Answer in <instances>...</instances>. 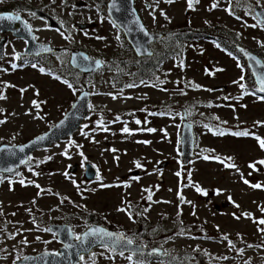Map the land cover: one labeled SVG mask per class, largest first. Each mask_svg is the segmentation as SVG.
<instances>
[{
  "label": "rangeland",
  "instance_id": "rangeland-1",
  "mask_svg": "<svg viewBox=\"0 0 264 264\" xmlns=\"http://www.w3.org/2000/svg\"><path fill=\"white\" fill-rule=\"evenodd\" d=\"M108 1L0 0V10L43 7L63 24L60 30L50 28L44 18L20 11L38 41L63 48L28 62L17 57L25 41L6 34L0 144L24 143L49 129L84 85L91 94V113L81 127L33 153L31 162L44 166L0 173V198L22 204L13 216L14 227L24 229L17 239L33 241L26 249L36 252L57 245L51 223L69 220L79 234L88 213L138 229L136 217L169 257L135 262L127 253L99 249L97 264H198L197 252L208 264H264V224L259 223L264 219V164L259 163L264 148L257 140L264 139V95L249 84L247 64L233 51L241 44L264 54V24L253 13L256 4L264 8V0H193L191 9L188 0H135L149 30L194 35L182 45L172 36L153 43L150 60L135 55L109 18ZM85 23L91 26L77 27ZM228 37L226 47L222 41ZM76 49L101 57L104 66L83 77L69 64ZM148 62L153 80H141L137 70ZM184 113L196 143L187 165L180 154ZM87 161L98 169L92 181L83 176ZM75 163L78 168L70 172ZM133 170L140 173L131 175ZM7 260L0 264H10Z\"/></svg>",
  "mask_w": 264,
  "mask_h": 264
},
{
  "label": "water",
  "instance_id": "water-1",
  "mask_svg": "<svg viewBox=\"0 0 264 264\" xmlns=\"http://www.w3.org/2000/svg\"><path fill=\"white\" fill-rule=\"evenodd\" d=\"M82 2H77L80 6ZM38 18L46 19L50 28L60 30L62 25L50 13L37 7L30 10ZM106 12L111 21L122 31L124 37L132 47L135 55L139 58H149L153 56L154 50L152 44L164 37H169L172 32H154L144 23L136 6L135 0H109L107 2ZM255 17L264 24V8L256 4L253 7ZM0 15L19 16V20H0V61L5 56L4 46L8 39L6 34H10L14 38H20L25 41L24 49L17 54L22 56H39L54 52L62 51V47L54 46L50 43L40 42L36 39L31 25L26 22L23 16L12 10H0ZM91 24H77L80 29L88 28ZM147 33V35L145 34ZM236 50L244 58L250 74L253 78L258 90L264 87V59L254 50L243 46L236 45ZM87 58V59H85ZM69 64L82 74H91L104 66V62L100 57H92L89 53L82 49L72 50L69 55ZM261 92V91H260ZM264 95V92H261ZM87 94V95H85ZM90 90L87 85L79 92L76 99L65 112L49 129L43 133L34 136L24 143L0 144V172L12 173L22 165L26 164L32 154L43 148H47L54 143L73 135L84 123L91 113L90 108ZM195 135L193 124L188 120L187 114H183V122L180 132V154L183 165H187L195 151ZM167 162H162L160 167H165ZM78 168V163L73 164L69 171L74 172ZM139 170H133L131 175H138ZM98 169L96 166L87 161L83 163L84 179L92 181L96 179ZM162 177H158V181H162ZM209 198H206L208 201ZM181 202V197L178 198ZM222 205L229 206V202ZM51 231L56 232L57 238L62 246L55 252L41 251L35 254H29L17 261L18 264H76L82 255H88L92 249L99 246H110L118 251H127L135 254L138 253H154L160 256L165 254L160 247H146L140 244L128 243V240L122 233L110 230L100 224H92L88 226L80 235L79 239L74 237L72 228L67 223H51L49 225ZM93 232L96 234L93 235ZM104 233H112L108 236ZM198 262L206 264L204 257L199 255Z\"/></svg>",
  "mask_w": 264,
  "mask_h": 264
},
{
  "label": "flooded vegetation",
  "instance_id": "flooded-vegetation-1",
  "mask_svg": "<svg viewBox=\"0 0 264 264\" xmlns=\"http://www.w3.org/2000/svg\"><path fill=\"white\" fill-rule=\"evenodd\" d=\"M78 2H81V1H78ZM148 6L149 5L147 4L146 7H148ZM33 7H36V6H25L24 8H22V10H18V11H15V12L20 13V11H25V10H27L28 12H31L30 10ZM37 8H41V9L45 10L43 7H37ZM12 11H14V10H12ZM46 12H48V11H46ZM48 13H50V12H48ZM54 17L59 21V19L56 16H54ZM23 18H24V20L26 22H29V20L27 18H25L24 16H23ZM60 24L63 27V24L61 22H60ZM31 27H32V25H31ZM32 30H33V28H32ZM170 36L173 37V33ZM39 56H42V55H39ZM39 56H22V57H18L17 56V57L22 62L25 61V60L28 62V61H30V59L31 60L34 59L32 57H39ZM103 62H104V60H103ZM31 159H32V156L29 158V160H28V162L26 164L22 165L19 168H22L23 166H29V163L31 162ZM18 169H16L12 173L14 174ZM12 173H2V174H12ZM6 188L11 190V189L14 188V186H7ZM3 190L5 191V188H3ZM208 198H209V200L207 202H210L211 199H210V197H208ZM223 203H225V202H223ZM14 205H16V206L12 207ZM19 205L22 206V204H17V202L10 201V199L0 198V260L4 261L5 259H8L7 261H10L9 262L10 264H18L17 261L21 260L23 257H25L26 255H29V254H35V253H38V252H41V251L55 252L62 246V244L60 243V241L57 238L56 232L52 231V232H54L56 234V238H57V245L55 247H53V248L50 247V248H47V249L43 248V249H41L39 251H36V252H34V251L28 252L29 250H27L26 247L32 245L33 241H30V240H27V239L26 240L23 239L22 241H19L17 239L18 235H19V233H23L24 229H20V228H15L14 227L15 222H14L13 216L17 213L16 209H18ZM213 205L215 206V208L217 210L219 209V205L217 203H213ZM222 206L226 207L224 205H222ZM229 206L232 207L233 204L230 203ZM229 206H227V207H229ZM10 207H12V208H10ZM27 214H30V213H27ZM137 219L135 217V219H133V220L137 224H139V228L138 229L127 228V227H125V226H123L121 224H117L115 222H110L102 214H98L97 215L95 213H88L86 218H85V223H86L87 227L92 225V224H100V225H102L104 227L109 228L110 230L122 233L125 236V238L128 241H131V243H133V244H140V245L146 246V247H155V246H157V243L154 241V239L151 238V237H148V235L145 233V230L140 228V227H142L143 222L139 221ZM69 222H70L69 220H64V221H62L60 223L69 224L70 227L72 228L74 237L76 239H77V237H80L81 233L87 228L86 227L79 234H76L74 232V230H73L71 222L70 223ZM195 226H196V224H195ZM199 231L201 233H203L205 231L203 226H202V228L199 229ZM190 234H192V233H190ZM157 247H160V246H157ZM160 248H162V247H160ZM99 249L107 250L111 254L127 253L128 256L131 257L133 259V261H135V262H137V261L139 262L141 260H146L147 258L169 257L168 251L164 250L163 248L162 249L164 250L165 254L163 256H160V255H157V254H154V253H138V254H135V253H132V252H127V251H118V250L113 249L110 246H103L102 245V246H99V247H96V248L92 249L91 252L88 255H82L80 257V260L76 264H84L86 262L88 264H97V260L94 257L95 256L94 253H95L96 250H99ZM199 255L203 256L204 257V262L206 264H208V262L206 260V256L203 253H201V252H197L196 255H195L196 259H197V263L201 264V263L198 262V256Z\"/></svg>",
  "mask_w": 264,
  "mask_h": 264
},
{
  "label": "trees",
  "instance_id": "trees-1",
  "mask_svg": "<svg viewBox=\"0 0 264 264\" xmlns=\"http://www.w3.org/2000/svg\"><path fill=\"white\" fill-rule=\"evenodd\" d=\"M243 1L244 0H238V3H243ZM14 10V9H11V8H3V9H1V10ZM14 11H16V10H14ZM194 35L192 34V33H188V34H179L178 32L177 33H173V37H175L176 39H177V41L179 42V44H181L182 45V42L183 41H186V40H190V39H192V37H193ZM228 40H227V43H226V41H222V44L223 45H225L226 47H228L229 46V44H228V41H229V37L227 38ZM216 42L218 43V44H221L218 40H216ZM225 47V48H226ZM226 49H228V48H226ZM253 50V49H252ZM233 51L234 52H236V54L243 60V62H244V64H245V66H246V63H245V60H244V58L242 57V55L234 48L233 49ZM254 51L256 52V53H258L262 58H264V54L261 52V51H259V50H255L254 49ZM152 57V56H151ZM151 58H149V60H150ZM151 66V63L150 62H148V63H146V64H141L140 65V67H139V70H137V73H136V75L139 77V79H141V80H143V79H146L147 81H151V80H153V78L151 77V71H149L148 70V68ZM246 69H247V79H248V82H249V84L253 87V89L254 90H256L257 92H258V89H257V86L255 85V83H254V81H253V78H252V76H251V74H250V71L248 70V68H247V66H246ZM83 77H85V74H83ZM67 82H69L68 80H66ZM70 84H73V86H75V83H74V81H72V83L71 82H69ZM48 161V160H47ZM45 164H46V162H45ZM45 164H38L37 163V161H33V163L32 162H30L29 163V165H32V167H33V165L35 166V169H38V168H40V167H42V166H44Z\"/></svg>",
  "mask_w": 264,
  "mask_h": 264
},
{
  "label": "snow or ice",
  "instance_id": "snow-or-ice-1",
  "mask_svg": "<svg viewBox=\"0 0 264 264\" xmlns=\"http://www.w3.org/2000/svg\"><path fill=\"white\" fill-rule=\"evenodd\" d=\"M168 2H173V0H168ZM192 6H193V0H188V7L191 9ZM213 7H215V5H213ZM228 11L231 13V11H232L231 8H229ZM19 19H20L19 16H13V15L4 16V15H0V20H19ZM254 26H255V25H254ZM145 34L147 35V33H145ZM117 38H118V37H117ZM85 59H87V58H85ZM14 67H15V66H14ZM33 67H35V65H33ZM41 71H44V70L41 69ZM241 80H243V77H241ZM64 83L67 84V81H64ZM237 83H238V82H237ZM262 83H264V81H262ZM68 86H69V87H72V85H70V84H69ZM132 86H134V85H129V87H132ZM240 86L243 87V84H241ZM196 87H199V86L196 85ZM260 91H261V92H264V87H262V88L260 89ZM85 95H87V94H85ZM113 98H115V97H113ZM261 99H264V96H262ZM34 103H35V102H34ZM136 123L139 124L140 121L137 120ZM123 131H124V132H128L129 129H128L127 127H125V128L123 129ZM148 131H155V129H148ZM219 134H220V135H223L222 132L219 133ZM233 134H234V135H237V136H247V135H249L248 132H236V133H233ZM257 140L259 141V146H260L261 148H264V139H261V138L257 137ZM113 151H114V150H113ZM205 158L207 159V157H205ZM216 159H219V157H216ZM229 159H230V158H229ZM259 163H260V164H264V160L259 161ZM138 166H139V165H138ZM228 166H229V167H234V165H228ZM250 167L255 168V165H254V164H253V165H250ZM21 183H23V181H21ZM244 183L247 184L248 181L245 180ZM252 187H254V188H260L261 185H260V184H254V185H252ZM197 190L199 191V189H197ZM148 199L151 200V196H149ZM237 219H239V217H237ZM259 223H260V224H264V219L259 220ZM262 230H264V229H262ZM95 234H96V233L93 232V235H95ZM104 234H105V235H108V236L113 235L112 233H104ZM77 239H79V237H77ZM225 239H227V237H225ZM128 243H131V241H128Z\"/></svg>",
  "mask_w": 264,
  "mask_h": 264
},
{
  "label": "bare ground",
  "instance_id": "bare-ground-1",
  "mask_svg": "<svg viewBox=\"0 0 264 264\" xmlns=\"http://www.w3.org/2000/svg\"><path fill=\"white\" fill-rule=\"evenodd\" d=\"M5 10V9H4Z\"/></svg>",
  "mask_w": 264,
  "mask_h": 264
}]
</instances>
